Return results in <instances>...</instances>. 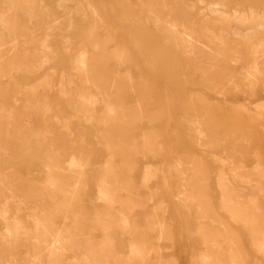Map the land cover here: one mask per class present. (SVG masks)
<instances>
[{
  "label": "rangeland",
  "instance_id": "obj_1",
  "mask_svg": "<svg viewBox=\"0 0 264 264\" xmlns=\"http://www.w3.org/2000/svg\"><path fill=\"white\" fill-rule=\"evenodd\" d=\"M0 264H264V0H0Z\"/></svg>",
  "mask_w": 264,
  "mask_h": 264
},
{
  "label": "bare ground",
  "instance_id": "obj_2",
  "mask_svg": "<svg viewBox=\"0 0 264 264\" xmlns=\"http://www.w3.org/2000/svg\"><path fill=\"white\" fill-rule=\"evenodd\" d=\"M34 255V254H33Z\"/></svg>",
  "mask_w": 264,
  "mask_h": 264
}]
</instances>
